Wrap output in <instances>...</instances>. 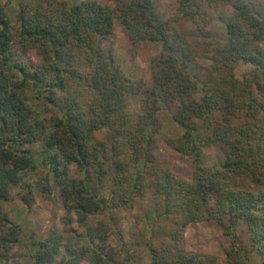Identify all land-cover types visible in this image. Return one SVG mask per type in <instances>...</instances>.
<instances>
[{
  "label": "trees",
  "instance_id": "1",
  "mask_svg": "<svg viewBox=\"0 0 264 264\" xmlns=\"http://www.w3.org/2000/svg\"><path fill=\"white\" fill-rule=\"evenodd\" d=\"M114 3L111 8L96 1L24 0L16 26L0 3V203L26 187L22 201L28 204L31 175L44 167L48 174L40 193L57 189L80 225L95 213L106 212L107 222L114 212L138 206L136 224L142 227L133 244L147 250L150 264H253L238 246L224 260L187 252L185 227L207 221L222 227L224 235L242 222L249 246L264 264V18L249 0H177L165 21L156 18L151 0ZM203 3L231 5L232 12L225 36L204 42L210 63L200 67L198 78L190 72L198 67V48L175 25L200 21ZM115 21L133 44L160 47L150 63V87L132 82L102 47ZM27 53L38 62L24 61ZM240 62L252 71L240 73ZM29 92L41 100L42 111ZM136 94L144 98L140 112L129 105L128 97ZM160 101L176 106L172 120L183 135L169 144L192 158L191 182L152 157ZM196 121L208 136L195 137ZM35 144L38 157L31 150ZM211 146L223 159L206 170L202 148ZM72 166L81 179L71 177ZM93 185L104 195L95 194ZM105 224L91 228L82 242L67 232H50L33 244L34 264H55L59 256V264L85 259L86 264H126L132 255L121 259L108 246L112 229ZM20 231L0 207V247L8 251L17 245Z\"/></svg>",
  "mask_w": 264,
  "mask_h": 264
},
{
  "label": "rangeland",
  "instance_id": "2",
  "mask_svg": "<svg viewBox=\"0 0 264 264\" xmlns=\"http://www.w3.org/2000/svg\"><path fill=\"white\" fill-rule=\"evenodd\" d=\"M67 3L81 1H96L100 4L115 7L114 0H62ZM177 0H151L156 18L165 21L173 13ZM253 9L264 18V0H249ZM10 18L11 24L16 26V15L24 0H0ZM200 21L193 23L181 21L175 25V29L181 32L187 39L198 48L196 63L198 67H190V72L202 77V67L210 63V55L203 54L204 42L208 38L221 39L225 36V23L230 19L232 7L225 5L220 7H209L202 4ZM102 47L110 50L115 62L124 74L134 83L142 84L148 88L151 84L150 63L153 57L160 53V47L150 43L133 44L124 34L117 21L114 23L111 35L103 42ZM264 50V42L261 43ZM24 61L38 62L36 55L27 53L23 56ZM201 67V68H200ZM240 73L247 74L253 67L240 62L237 66ZM28 99L38 111L44 109L41 100H38L32 93H28ZM143 96L136 94L128 97L129 105L134 112H140L143 103ZM157 118L159 127L153 133L152 157L161 165L172 172L181 180L191 182L194 178V167L192 158L182 155L173 150L169 143L178 140L183 135V130L173 120L172 115L176 106L172 103L160 101ZM195 137L204 138L209 135L205 125L196 121ZM107 130L101 131L105 136ZM32 152L38 157L39 145L31 147ZM222 153L216 146L202 148L200 164L206 170H213L222 161ZM48 171L44 167H39L38 171L31 175V196L28 204L22 201V196L27 193L26 187L15 189L9 201L1 202L0 207L7 213L8 218L21 229L19 242L7 251L0 247V263L2 264H34L33 244L43 240L50 232L55 231L59 235L67 232L68 237H74L79 241L89 240V230L95 228L99 222L107 223L111 227L108 233V246L115 252L120 253L119 258H132L126 264H150V257L144 247H134V237L141 229L142 224H136V217H139V207L130 209H120L112 215L114 219L106 222L107 213H95L89 216L86 225H80L74 211H67L64 207L57 189L51 194L44 196L40 193L41 185L45 184V177ZM70 175L75 179H81L82 174L72 166ZM107 183L103 184V189L107 188ZM102 188L93 185L95 194L104 195ZM72 230V231H71ZM119 232H118V231ZM65 236V235H64ZM148 237V236H147ZM182 244L187 252L207 255L215 259L224 260L226 252L232 246H238L248 251L249 259L253 264L260 263V257L249 246L246 227L242 222H238L232 227L230 234L224 235L223 229L213 221L192 223L185 227L182 232ZM98 242V241H97ZM99 245V243H96ZM100 246V245H99ZM63 249H61L62 251ZM61 256L56 258L59 264ZM85 261H87L85 259ZM84 260L81 264H86Z\"/></svg>",
  "mask_w": 264,
  "mask_h": 264
}]
</instances>
